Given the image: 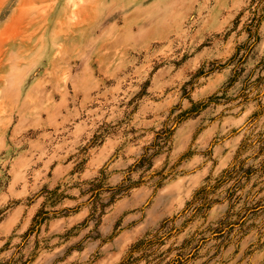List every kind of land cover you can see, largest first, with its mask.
Here are the masks:
<instances>
[{"label":"rangeland","instance_id":"1","mask_svg":"<svg viewBox=\"0 0 264 264\" xmlns=\"http://www.w3.org/2000/svg\"><path fill=\"white\" fill-rule=\"evenodd\" d=\"M143 239L264 264V0H0V264Z\"/></svg>","mask_w":264,"mask_h":264},{"label":"trees","instance_id":"2","mask_svg":"<svg viewBox=\"0 0 264 264\" xmlns=\"http://www.w3.org/2000/svg\"><path fill=\"white\" fill-rule=\"evenodd\" d=\"M228 174H230L229 171H225V172H224V176H225V177L228 176ZM202 191H203V190H202ZM202 191H199V193L202 192ZM199 193H197V196H198ZM206 199H207V198H206ZM206 199H205V200H206ZM207 201H208V200H206L205 202L208 203ZM190 204H193V203H190ZM200 208H201V207H200ZM200 208H199V209H200ZM41 215H42V213H39V214L35 217L34 222H36V223H38V224H42L45 220H47V216H45V215H48L47 213H45V214L43 213L44 216H41ZM40 216H41V217H40ZM31 230H32V229H31ZM155 237H157V236H155ZM159 241H161V238H159ZM154 242H155L154 239H150V240L143 239V240L137 242L135 245H133V246L131 247V250H130V253H129L127 259L123 260V262H122L121 264H130V260L133 259L134 255H135L136 253L144 252V251L146 252L147 250H149V249L153 246ZM158 243H161V242H158ZM144 256H145V255H144ZM144 256H143V257H144Z\"/></svg>","mask_w":264,"mask_h":264}]
</instances>
